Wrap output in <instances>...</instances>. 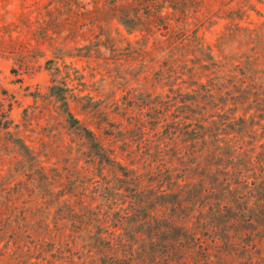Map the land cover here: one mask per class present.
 <instances>
[{
    "label": "trees",
    "instance_id": "16d2710c",
    "mask_svg": "<svg viewBox=\"0 0 264 264\" xmlns=\"http://www.w3.org/2000/svg\"><path fill=\"white\" fill-rule=\"evenodd\" d=\"M57 2L39 16L68 27L72 42L92 36L98 53L118 50L109 19L151 39L121 54L140 63L136 76L168 92L128 93L112 110L68 90L53 94L86 145L85 166L65 168V186L56 171L52 220L51 207L22 206L4 223L0 211L2 261L30 264L32 253L46 264H264V82L249 74L264 56V33L241 25L250 0ZM218 21L255 55L243 68L227 72L203 46L199 31ZM77 56L90 58L91 49ZM70 99L94 130L74 117ZM99 199L106 211L93 206Z\"/></svg>",
    "mask_w": 264,
    "mask_h": 264
},
{
    "label": "rangeland",
    "instance_id": "374dc122",
    "mask_svg": "<svg viewBox=\"0 0 264 264\" xmlns=\"http://www.w3.org/2000/svg\"><path fill=\"white\" fill-rule=\"evenodd\" d=\"M50 1L51 7L60 5L57 0H0V119L3 118L0 126V211L3 223L17 221L22 206H36L41 212L51 207L49 219L52 220L55 197L47 191H55L54 186L61 178L56 176V171L61 173L60 182L65 186V168L85 166L86 157L82 153L86 152V145L66 122L62 104L53 95L59 93V89L80 97L88 96L111 110L114 102L121 101L128 93L138 98L146 92L154 95L168 92V87L160 84L150 87L148 84L152 80L145 82L143 74L136 76L139 69L141 71L140 63L126 62L121 54L126 52L124 49L128 45L142 49L147 42V46H151V39L109 19L118 50L110 51L102 45L98 53L92 36L89 41L72 42L68 27L50 22L54 16H39L38 10L44 15L42 5ZM250 3L252 10L247 11L241 25L264 33V2L250 0ZM224 27L225 22L218 21L202 28L199 35L215 60L225 64L227 72H233L237 63L242 68L245 66V56L253 60L255 55L228 36ZM46 34L52 38L48 39ZM86 45L85 49H80ZM87 48L91 49L90 58L77 56L81 52L84 55ZM258 63L256 70L249 74L258 82H264L263 55ZM157 70L159 67H155L154 71ZM232 74H238V69ZM69 105L74 117L93 129L88 118L80 112V104L70 99ZM6 121L9 123L7 129L3 126ZM15 139L33 152L39 166L45 168L44 175L31 169ZM99 204H103V211L107 210L104 200L95 201L93 206ZM6 208L13 209V213L7 214ZM5 239L0 232V264L8 260L1 259ZM30 257H33L30 264L37 261L46 264L32 253Z\"/></svg>",
    "mask_w": 264,
    "mask_h": 264
}]
</instances>
